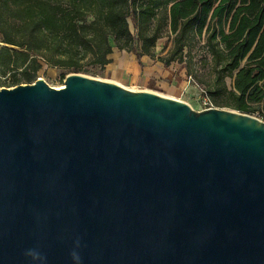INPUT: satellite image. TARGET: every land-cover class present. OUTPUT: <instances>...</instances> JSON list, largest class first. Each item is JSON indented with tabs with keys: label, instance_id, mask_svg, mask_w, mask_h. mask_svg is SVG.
<instances>
[{
	"label": "water",
	"instance_id": "obj_1",
	"mask_svg": "<svg viewBox=\"0 0 264 264\" xmlns=\"http://www.w3.org/2000/svg\"><path fill=\"white\" fill-rule=\"evenodd\" d=\"M0 264H264V121L77 72L0 87Z\"/></svg>",
	"mask_w": 264,
	"mask_h": 264
},
{
	"label": "trees",
	"instance_id": "obj_2",
	"mask_svg": "<svg viewBox=\"0 0 264 264\" xmlns=\"http://www.w3.org/2000/svg\"><path fill=\"white\" fill-rule=\"evenodd\" d=\"M164 33L165 65L203 35L207 80L189 73L217 106L264 107V0H0V85L33 82L42 63L103 69L113 45L140 63Z\"/></svg>",
	"mask_w": 264,
	"mask_h": 264
},
{
	"label": "rangeland",
	"instance_id": "obj_3",
	"mask_svg": "<svg viewBox=\"0 0 264 264\" xmlns=\"http://www.w3.org/2000/svg\"><path fill=\"white\" fill-rule=\"evenodd\" d=\"M130 29H132L131 25ZM194 44L188 52L184 51L182 60L171 62L169 65H165L161 60L169 48L168 36L165 33L156 43L152 55L142 56L140 63L133 53L119 50L113 45V51L109 55L111 62L103 69L85 65L84 67L86 68H93L92 71L94 73H77L110 81L126 89L146 90L161 96L177 99L187 103L192 109L199 111L206 107L204 98L208 96L203 92L204 86L197 83L189 71L192 69L198 77L203 76L207 80L208 65L201 63L204 53L201 47L203 35ZM68 73L71 72L62 67L42 63L35 75V79L42 78L49 86L60 87ZM4 78L0 77V79ZM229 82V79H226L227 85H229ZM0 87L6 86L0 85ZM211 103L213 107L231 109L230 107L217 106L213 101ZM250 114H257L264 120V107Z\"/></svg>",
	"mask_w": 264,
	"mask_h": 264
},
{
	"label": "built area",
	"instance_id": "obj_4",
	"mask_svg": "<svg viewBox=\"0 0 264 264\" xmlns=\"http://www.w3.org/2000/svg\"><path fill=\"white\" fill-rule=\"evenodd\" d=\"M204 103H205V105H206V107H205L204 109L209 108V107H213V105H212V103H211V101L209 100L208 97H205V98H204ZM253 116H255V117H257V118L263 120L262 117H261V116H258L257 114H254ZM263 121H264V120H263Z\"/></svg>",
	"mask_w": 264,
	"mask_h": 264
},
{
	"label": "clouds",
	"instance_id": "obj_5",
	"mask_svg": "<svg viewBox=\"0 0 264 264\" xmlns=\"http://www.w3.org/2000/svg\"><path fill=\"white\" fill-rule=\"evenodd\" d=\"M75 255V254H74Z\"/></svg>",
	"mask_w": 264,
	"mask_h": 264
}]
</instances>
